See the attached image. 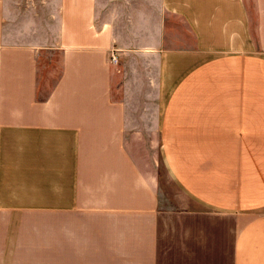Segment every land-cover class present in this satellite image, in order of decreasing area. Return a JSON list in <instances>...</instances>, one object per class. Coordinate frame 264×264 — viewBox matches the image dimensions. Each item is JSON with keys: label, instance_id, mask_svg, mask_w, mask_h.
Listing matches in <instances>:
<instances>
[{"label": "crops", "instance_id": "1", "mask_svg": "<svg viewBox=\"0 0 264 264\" xmlns=\"http://www.w3.org/2000/svg\"><path fill=\"white\" fill-rule=\"evenodd\" d=\"M17 2L0 264H264V0L258 47L245 0H49L43 23Z\"/></svg>", "mask_w": 264, "mask_h": 264}, {"label": "rangeland", "instance_id": "2", "mask_svg": "<svg viewBox=\"0 0 264 264\" xmlns=\"http://www.w3.org/2000/svg\"><path fill=\"white\" fill-rule=\"evenodd\" d=\"M247 11L249 15V24H250V30H251V38L255 43V46L258 47V40H257V34H256V26H255V20H256V8H255V0H245ZM17 4H20L22 9L29 7V12L33 17H37L39 19L40 23L46 22L48 19H50L52 14V7L49 6V0H18ZM119 3L116 2V4L111 6V12L114 10H118ZM115 8V9H114ZM114 9V10H113ZM159 179L161 180V187H167L169 194L167 195L168 203L170 201H178V200H185L186 197L181 196L179 192H177V189L174 186L173 181L170 179L169 175L165 171L164 167L160 165L159 167ZM166 201V198H163V202Z\"/></svg>", "mask_w": 264, "mask_h": 264}, {"label": "built area", "instance_id": "3", "mask_svg": "<svg viewBox=\"0 0 264 264\" xmlns=\"http://www.w3.org/2000/svg\"><path fill=\"white\" fill-rule=\"evenodd\" d=\"M111 61L115 64H118L119 63V58L116 54V51H114V53L111 55Z\"/></svg>", "mask_w": 264, "mask_h": 264}]
</instances>
